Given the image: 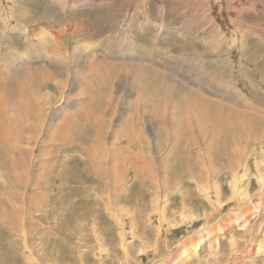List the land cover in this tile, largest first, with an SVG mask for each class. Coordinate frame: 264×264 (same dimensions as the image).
I'll list each match as a JSON object with an SVG mask.
<instances>
[{"label": "rangeland", "instance_id": "374dc122", "mask_svg": "<svg viewBox=\"0 0 264 264\" xmlns=\"http://www.w3.org/2000/svg\"><path fill=\"white\" fill-rule=\"evenodd\" d=\"M97 9L100 12H112L114 9V17L112 20H102L101 15L97 17L92 14ZM21 12L25 14L21 16ZM25 15L33 16L34 19L25 17L23 20ZM20 18L22 20L19 23L17 21ZM56 31L61 32V39L63 42L67 41L71 47L67 51L89 49L90 54L97 52L112 64L122 66L120 76L127 70L123 65H128L126 62L131 61L126 57L136 55L137 51L138 54L148 57H144L146 65L166 72L169 78L164 83L166 88L176 87L178 90L181 84L187 88H196L205 95L217 96L210 93V87L222 92L218 83L222 85L224 81H236L243 90L236 93L235 88H232L231 93H246L250 101H253L251 90L255 87L264 94V0H0V55L6 56L9 64L21 65L34 58L37 62L30 65L39 69L46 62L38 59H51L54 56L47 49L52 44L45 42V39H53ZM64 50L66 48L62 49ZM39 55L44 57L40 58ZM8 60L5 58V61ZM63 61L69 68L73 65L70 58ZM1 63L3 64L2 60ZM44 66L49 68L48 63ZM8 72L4 74L0 70V78L6 77ZM88 74L83 73L85 81L82 82H87ZM128 74L130 73L127 72L126 76L131 79ZM117 75V81H114L116 83L119 82ZM75 77H71L67 81L66 89L64 88L68 95L74 92ZM111 79L109 82L104 81L106 85L103 82L96 83L80 96L71 95L75 103L95 95V101L108 109L112 104V94L119 97L116 103L119 110H109L113 128L111 127L107 135L108 141L112 140L111 134L117 123L128 116L126 112L129 113L130 103L127 104V101L133 102L143 86L144 90L149 88L138 80L126 82V78L121 82V89L114 93L112 87L116 86L114 82L111 84ZM148 82L151 80H147ZM3 83L5 82L2 80L1 84ZM100 84L103 85L99 86ZM76 86L79 89L82 87ZM51 87L58 100L61 91L55 90L57 88L54 85ZM154 88L155 85L149 89L155 92ZM152 92L147 98L154 96V99H159L160 92L156 90L155 95ZM185 92L187 90L179 94L175 91L170 98L177 101L181 110L187 108V96L183 95ZM29 97L34 98L31 95ZM100 97L104 98V104ZM165 97L166 94L163 99ZM70 110L73 112L75 108ZM150 115L153 125L159 126L160 120L155 115ZM178 115L175 114L176 119ZM149 127H146L148 134L152 133ZM183 133L182 130L177 132L182 139L178 143V156L184 157V161L193 167V172L197 175L189 172L172 175L168 169L170 189L165 199L161 195H155L156 190L161 189L158 186L160 183L157 184V177L152 179L135 174L132 170L124 178L125 183L122 182V186H112L110 181L114 184V180H109L110 189L107 188L103 162L96 165H102L100 169H92L87 152L80 148V142L70 139L71 145L61 143L63 140H59V144H51L52 140L48 139L45 131L39 134L41 144H37L39 140L35 138L33 146L46 150L55 145V149L49 155L43 156L37 151L39 148H36V159L30 161V165L40 170L43 161L48 158L55 160L51 167L46 168L43 180H36L39 185L44 184L42 189H38L33 178L17 177L9 180L8 156L0 151V162L2 160L8 163L6 168L4 165L0 166V264H264V254L254 257L253 254L244 253L247 243L252 240L260 243L264 237V194L256 193L257 176H264V148L256 147L257 152L250 154L245 177L240 178V182L243 180L241 183L245 184L252 196L248 200L252 204V210L245 208L250 212L247 216H250L249 220L252 222L246 223L243 217L245 211H241L242 205H235V200L228 193L231 185L236 183L230 169L221 167L219 174H214L210 167L214 163L207 162L211 160L210 157L203 156L204 161L198 158L199 153H204L201 151L204 135L200 132H195L194 135L192 132L185 135ZM192 135L196 139L194 141H197L195 145L198 146L193 149L185 148L186 140H190ZM153 136L154 134L151 135L152 138ZM161 136L160 150L155 149L156 142H153V158L167 156L170 151V142H165L164 133ZM206 141L211 144V149V140ZM214 143L218 148L228 142L224 137L218 136ZM251 145L248 144V147ZM224 150L221 152L227 155ZM218 159L220 162L223 160L217 157ZM169 160H166L168 165L175 162L174 157ZM216 170L218 171L217 168ZM201 171L203 174L198 175ZM203 171L207 176L205 179ZM215 175L219 177L216 178ZM216 179H220L218 183ZM205 180L222 184L224 193L220 192V197L216 196L217 198L213 196L214 209H211L212 202L206 194ZM36 194L40 196L37 197ZM4 207L13 208L15 217L10 212L2 216ZM204 208L207 209L206 213L211 214L208 220L205 218L207 214L202 211ZM236 208L239 210L236 211ZM221 218L223 220L219 221ZM120 229L124 231L125 239L121 238ZM234 240L238 241L242 252L240 248V252L234 249ZM183 244L193 247L187 256L179 255L176 251Z\"/></svg>", "mask_w": 264, "mask_h": 264}, {"label": "bare ground", "instance_id": "6f19581e", "mask_svg": "<svg viewBox=\"0 0 264 264\" xmlns=\"http://www.w3.org/2000/svg\"><path fill=\"white\" fill-rule=\"evenodd\" d=\"M109 8H111V6H109ZM102 9H104V6ZM101 11L102 12L97 9V11H94L92 14H95L96 16L101 15L100 18H102V20H112V18L114 17V9L112 12L103 10ZM23 14H25V12H21V16ZM25 17H28L30 19L33 18V16L25 15L22 17V19L24 20ZM22 19L20 18V20H18L17 22L20 23ZM107 22L110 23V21ZM45 42H50L52 44V46L50 47L47 46V49H50L49 51H52V54L54 53L55 58L51 54L53 56L51 59L49 57H45L42 60H38L48 63L49 68L44 66L46 65V63H42V66L39 69L37 67H34V65H30L35 64L34 62H37L34 58H32V60L30 59L29 61L23 62L21 65H12V63L9 64V60L6 56L0 55V70L4 74L6 71H9L6 74V77L0 78V151L8 156L7 159L10 167L7 165L8 163H5L2 160L0 162V166L4 165L5 168L8 166L7 178L9 180H13L17 177H28L30 179L33 178L34 182L37 184L38 189H42L44 184L39 185L36 180H43L44 174L46 173V168L48 166L51 167L54 164L55 160L48 158L47 160L43 161L41 163L42 167L40 170H38L35 166L30 165V161L36 159V157L34 156L35 149L39 148L38 146H33V143H35L34 139L36 138V140H39L37 143L39 144L41 140L39 134L45 131L48 139L52 140L51 144H59V140H63L61 141V143L66 142L70 145L72 144L71 140L80 142V148L81 150L87 152V158L89 163L91 164L92 169L94 168L97 170L102 165L98 167H96V165H99L101 162H103V174L105 178L107 176V188H109V180H114V184L112 183L113 181H110V184L112 186H118V188L119 186H122L121 183L123 182L124 178L128 176V172L132 170L133 172H135V174L143 175L145 177L148 176L152 179L157 177L156 180L159 181L157 182V184H161H158L159 188L161 189H159V191L156 190L155 195L158 194L156 195L157 197L161 195L165 199L170 189V185L168 183V179L170 178V176H167L168 169H170L172 175L178 172H182L181 174H184L185 172L195 174V172H193L194 170L192 169L193 167H190L189 164L184 161L185 158H182L181 155L178 156L177 151H180V149L178 148V146L180 145L178 143L182 142V139L181 136L177 134V132H179V130H182V132H184V135L188 132L189 134L190 132H192L193 135L195 132H200L204 135V146L203 148H201V151L203 150L204 153H199V160L204 161V159L202 158L203 156L206 158L210 157L211 160H207V162L210 164L214 163L213 166H210L214 174H217V172L219 174V169L221 167H227L230 169V174L236 180V183L231 185L230 192L228 193H230L231 198L235 200V205H242L241 211H245V214L243 215L246 220L245 222H252L251 220H249L250 216H247L249 215L248 213H250L248 210H252V204L248 203V200H250L252 196H250L248 192L249 189L244 186L245 184L243 185L241 183L243 180L240 182V178L245 177V172L249 167V163L247 160L250 157V154H252L253 151L257 152L256 147L264 148V107L262 106L264 105V102L262 103V101H264V94H262V91L261 93L256 87L251 90V100L253 101H250L247 98L248 95L246 93L240 92L238 95L236 94L237 92L241 91V89L243 90V88H239L240 85L236 81H224L222 84L224 86L218 83L217 85H219V88L222 92H219L215 88L210 87V93L217 96H223L221 98L217 96H210L208 94L205 95L204 93L198 91L196 88L190 86L187 88L181 84L179 87L177 86L178 90H176V87L172 89L171 87L166 88L164 85V83H167L165 81L168 78L166 72L163 73V71L158 67H149L148 65H146L147 62L145 63L144 57H148L142 54H138L135 49L134 50L136 51V55L126 57L131 61L126 62L128 63V65H123V67L127 70L120 76L122 66H116L117 64H112L111 61H109L106 57H101V55L97 52H92L90 54L89 49H76L73 52H69V49L71 47L69 46L67 41L63 42V40L61 39L60 31L55 32L53 39H45ZM131 45L133 46L134 42ZM75 46H77V44ZM63 48H66V50L62 51ZM39 57L41 58L44 56L39 55ZM5 58L8 61H5ZM67 58H70L73 61V65H71L70 68L65 65L63 61ZM1 60L3 64L1 63ZM34 68L36 69L32 70ZM82 72L89 73L87 75V82H82V80H84V75ZM127 72L130 73L128 75H131V79L128 78L129 76H126ZM116 75L119 76L118 83L114 82L116 80ZM73 76H76L74 78L75 82L73 83L74 92L68 95L66 94L64 88L66 89V85H68L67 81H70V78ZM110 78H112L111 84H113L114 82V85L116 86V88L112 87V91H115L114 93L117 92L116 90L121 89L122 80H125L127 78L128 80L126 79V82L139 81L145 84V86H149V88L155 85V92L156 90H158L160 92L158 93L161 94V96L159 97V99H154V96L148 99L147 97L150 96L152 90L147 87L144 90V86L142 87V89L139 87L140 89L138 90V93L133 101L134 103L130 100L127 101V104L130 103L129 113L126 112L128 116L120 123H117V127L115 126L116 128L113 129L114 131L111 134L112 140L108 141L107 135L110 133L111 127L113 128V120H111V118L109 117V110L112 109L115 111L116 109V112L119 110L118 105H116L119 97H115L114 94H112L111 98L113 99L111 100L110 98V101L108 98V100L112 102L110 108L108 109L107 107L105 108L104 105L102 106L101 103H97V100L95 101V95L91 94L92 96H90L88 99L86 98L85 101L82 102L81 99L77 100L76 103L71 99V95L73 94V97H77L80 96L81 93H87L88 90L91 89L96 83L99 84L103 82V84L106 85L107 83H105L104 81L109 82ZM76 79H79V83L78 81H76ZM2 80L5 83L1 84ZM147 80H151V82L147 83ZM167 80H169V78ZM184 84L187 85L186 83ZM52 85L55 86L54 88H57L55 90H58V92L61 91V97H58V100H56L54 93L55 91H51ZM76 85H82V87H84H81L79 89ZM102 85L100 84L99 86ZM232 88H235L236 93H231ZM107 89L108 88H106V90ZM146 90L148 92H146ZM184 90H187V92L183 94L187 96L185 102L187 108L185 110H181L177 106V101L170 98H172V95L175 93V91L177 94H179ZM131 92L132 89L130 90V93ZM155 92L152 93H154L155 95ZM158 93H156V95ZM163 93L166 94V96L169 98L165 97L166 99H163ZM28 95L33 96L35 99L30 98ZM100 100L104 104V98H101ZM248 100L250 102H248ZM79 101H81L82 103H79ZM95 102L97 104L94 105ZM127 106L128 105H126V107ZM72 108H75V111L72 112V110H70ZM150 114L155 115L160 120L159 126L155 127V124L153 125ZM171 114H173L172 117ZM175 114H179L178 119H176L177 117L175 116ZM202 120H204V122ZM146 127H149V129L152 130V133L148 134ZM163 133L165 134V142H170V151L168 152L167 156H157L153 158V142H156V147L154 146L155 149L160 150V142L162 139L161 134ZM152 134H154L153 138L151 137ZM193 135L190 140L185 139L187 141L185 148L192 147L191 149H193L194 147L198 146V144L195 145L197 141H194L196 139ZM218 136H222L227 139L228 143L216 148L214 142ZM207 139L211 140V149V144H208V142L206 141ZM247 143L252 145L248 147ZM54 146L55 145L49 147L46 150H44L43 148H39L37 149V151L39 150L43 156H45L46 154L49 155ZM222 149H225L224 152L225 154L227 153V155H223V153L221 152L223 151ZM25 151H27L26 155L24 154ZM210 151L211 153H209ZM172 157H174L175 162L168 165L169 163L166 162V160L170 161L169 159H171ZM217 157L223 158L222 162H220L219 159L217 160ZM182 161L183 163H181ZM98 162L99 164H97ZM93 163L96 164L93 165ZM214 166L218 169V171ZM203 167H205L204 169L205 171H207L205 164H203ZM205 171H203L204 177L202 176L204 179L207 177ZM201 174H203L202 171L201 173H198V175ZM214 174H212L213 179H215ZM101 177L103 178V176ZM257 178L258 190L256 193L262 195L264 194V176L259 175L257 176ZM219 180L220 179H216L215 181L218 183ZM125 181H127V179ZM215 181L213 180L212 183V181L208 182L207 180H205L204 184L206 194L212 202L211 209H214L213 196H219L220 192H223L221 187L222 184H216ZM124 183L125 182H123V184ZM248 184L250 183L248 182ZM37 193L41 194L40 192ZM39 194H36L37 197L40 196ZM205 208L202 211L207 214L205 215V218L208 220L211 214L206 213L208 208ZM245 208L248 210L246 211ZM237 209L238 208H236L235 210L237 211ZM120 210L122 211V207ZM9 212L14 214L13 208L4 207V211L2 212L3 215H1L4 216ZM13 217H15V214L13 215ZM163 217L166 218L165 215ZM222 220L223 218H221L219 221ZM121 224H123V222ZM158 227L161 228L162 226ZM119 234L122 239H125V233L122 229H120ZM234 238L236 239V237ZM233 243L236 246L234 249L236 251H239L238 249L240 248V245H238V241L234 240ZM195 246L197 247L198 244H195ZM192 248L193 247H190L188 244H183V246H179L178 248H176V251L179 255L185 254L187 256L189 255V253H191L190 251L192 250ZM240 250L242 252L241 248ZM155 252H157V250H155ZM263 252L264 237L262 238L260 243H258V240H252V242L247 243L244 247V253H248L251 255L253 254L254 257H259L260 254H264ZM240 257L242 256L240 255Z\"/></svg>", "mask_w": 264, "mask_h": 264}]
</instances>
